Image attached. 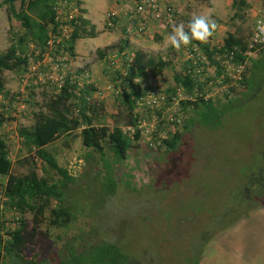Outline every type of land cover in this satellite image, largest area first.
Returning a JSON list of instances; mask_svg holds the SVG:
<instances>
[{
    "label": "rangeland",
    "instance_id": "374dc122",
    "mask_svg": "<svg viewBox=\"0 0 264 264\" xmlns=\"http://www.w3.org/2000/svg\"><path fill=\"white\" fill-rule=\"evenodd\" d=\"M166 1L182 13L177 24L187 25L194 15L214 20L217 27L208 40L211 46L224 44L229 31L244 41L249 40L256 18H264V0H247L251 6L243 11L241 22L233 20L234 0ZM20 7L21 0H17L15 8ZM82 7L95 22L98 35L79 40L74 57L64 53L66 60L61 62V69L51 63L48 53L36 61L38 51L34 50L36 54L30 56L27 71L21 76L4 72L10 95L24 92L19 97L28 101L16 98L10 102V97L0 96V138L7 141L14 174H27L37 167L27 164L30 154L22 148L19 131L34 124V114L56 93L55 85L61 86L65 76L78 80L80 85H95L93 98L99 109L103 103L102 125L109 126L110 130L115 124L125 131L130 129L128 111L118 100L123 86L112 75L111 59L98 54L99 49L118 45L124 38L121 33L103 29L106 14L115 10L114 0H82ZM11 27L23 32L19 21L9 19L8 6H5L0 10V54L11 45ZM168 34H163L162 43L153 35L130 41L134 51L141 49L149 55L169 56L172 61L161 76L149 74L140 82L145 94H160L174 86L175 76L183 75L188 67L184 52L187 46L172 48L167 42ZM29 48L30 54L35 48L33 45ZM107 52L113 54L112 49ZM262 57V54L253 55L241 68L235 63V67L226 65L225 76L232 79L227 85H220L222 79H213L216 70L199 74L207 81L205 98L226 112L212 126L201 124L192 110H181L174 100L166 109L163 105L159 119L153 110L161 104L154 108L137 103V112L147 117L141 126L147 137L134 144L125 160L115 161L108 148L104 158L98 152L91 153L80 137H62L51 145L49 150L56 155L59 165L68 168L77 183L70 194L73 199L70 211L77 220L68 230L53 229L47 223L38 226L36 247L28 254L41 252L40 259L48 258L47 264H59L58 252L66 241L81 231L89 233L94 229L102 238L117 243L134 260L133 264H264V189L254 184L256 176L262 177L260 171L264 170V79L252 80L246 72L251 67V59ZM46 65L49 66L45 69ZM245 73L247 82L240 84ZM30 92L32 100L27 98ZM202 95L184 93L181 97L196 101ZM160 120L164 130L157 132ZM191 121L194 122L190 125ZM172 122L181 125L175 126ZM175 131L182 133L175 151L147 148L146 141L155 139L154 132L160 139H166ZM90 154H93L91 158ZM104 160L112 164H109L112 176ZM37 173L54 182L61 178L53 170L47 173L40 169ZM112 188H115L114 194H108ZM0 208L2 220L13 227L16 213L4 204ZM24 218L29 229H34L33 214L28 213Z\"/></svg>",
    "mask_w": 264,
    "mask_h": 264
},
{
    "label": "trees",
    "instance_id": "16d2710c",
    "mask_svg": "<svg viewBox=\"0 0 264 264\" xmlns=\"http://www.w3.org/2000/svg\"><path fill=\"white\" fill-rule=\"evenodd\" d=\"M16 1L0 0V10L8 6L9 19L14 18L19 21L23 29V32H16L11 27V45L5 53L0 54V96L10 97V102L18 98L27 103L26 99L19 97L24 92L14 97L10 95L6 89L4 72L11 71L21 76L27 71L30 56L36 54L34 50L38 51V55L35 56L36 61H41L42 56L48 53L51 63L61 69L62 60L58 61V59H63L66 56H63L64 53L74 57L76 43L81 39L95 38L98 32L87 18L79 17L77 21H68L71 9L63 4V0H21L19 9L15 8ZM67 5L78 8L81 2L78 1L77 5L74 0H68ZM250 6L247 0H234L232 8L236 12L233 20L237 19L241 22L243 11L249 9ZM81 12L86 13L87 11L82 9ZM63 32L70 33V37L66 39ZM56 35L61 36L62 41L58 42ZM155 39L159 43L163 42V37L159 34L155 35ZM130 41H132L130 37H124L120 39L118 45L98 50L100 56L106 60L111 59L112 75L118 80L119 86H123L118 100L128 111L127 126L130 129L125 131L119 124H115L113 130H110L109 126L102 125L100 111L103 110V103H100L101 108L99 109L96 98H93L97 90L95 85L92 83L80 85L78 80L65 76L61 86L55 85L56 93L48 98L38 113L34 114V124L19 131L22 148L28 150L30 154L26 162L33 164L34 167L37 165V167L31 168L27 174H14L7 141L0 138V207L4 204L5 208L16 213V217L12 220L14 226L10 227L2 220L0 208V264H47L48 258L40 259L41 252L33 256L28 254L36 247L39 236L38 226L47 223L53 229L68 230L69 227L75 225L77 219H74L70 211L71 200H73L70 199V194L73 187H77V183L75 184L74 175L69 172L68 168L59 165L56 155L49 150L51 145L62 137L67 139L80 137L83 146L90 149L91 153L98 152L104 158L105 150L108 148L114 155L115 161H122L129 157L130 150L135 147L134 144L138 143L142 137H147V134L143 132L144 129H141L147 117L137 112V103L146 93L145 89H141L140 82L149 74L154 77L161 76L167 68L171 67L172 61L169 56H153L141 49L134 51L130 46ZM193 43H198L210 61L217 66L213 79H222L219 82L221 86L227 85L232 79L227 77L228 75L225 76V66L218 63L215 55L219 53L230 56V52L233 51L232 62L235 65H242L247 60L244 55L247 51L246 41L231 31L227 33L220 49L213 48L211 51L208 42L202 44V42L194 41ZM192 44L185 49L191 47ZM31 45L35 49L29 54ZM109 49H112V55L107 52ZM186 63L188 67H185V73L175 76V85L160 93L165 96V101L160 108L154 109L153 113L158 119L161 118L163 105L166 109L174 100L181 110H192L201 124L212 126L226 112L216 107L211 99L205 98L208 94V91H205L207 81L199 74L207 72L209 65L198 61L196 65L200 68L204 67V71L199 73L192 61L188 60ZM250 63L251 67L247 68L246 72L250 73L252 80L264 79V57L259 60L251 59ZM48 66L46 65L45 69ZM246 80L245 73L239 83L244 84ZM48 83L54 84L51 81ZM27 89L32 90L31 87ZM184 93L188 95L202 93L203 95L198 97V100L192 101L187 99V96L181 97ZM32 95L33 93L27 98L32 100ZM194 121H191L190 125ZM171 124L181 125L177 122ZM157 127V132L164 130L161 120L157 123ZM184 128L188 129L187 123ZM79 130L80 134L77 135ZM157 132H154L155 139L146 141L149 150L164 147L175 151L178 148L182 137L180 131H175L166 139H160ZM92 156L93 154H90L89 158ZM262 159H264V147ZM109 164L111 163L104 162V166L108 169L107 172H111L112 176L113 171ZM40 169L47 173L53 170L61 178L54 182L48 177H39L37 170ZM260 172H262V177L257 175V182L254 184L264 189V170ZM111 185L115 187V183ZM67 192L68 198L65 199ZM114 192L115 188H112L108 194L113 195ZM28 213L33 214L34 229H29L24 218ZM58 256L59 264H133L134 262L120 250L117 243L102 238L100 233L94 229L89 233L81 231L69 238L62 250L58 252Z\"/></svg>",
    "mask_w": 264,
    "mask_h": 264
},
{
    "label": "built area",
    "instance_id": "2783aa9c",
    "mask_svg": "<svg viewBox=\"0 0 264 264\" xmlns=\"http://www.w3.org/2000/svg\"><path fill=\"white\" fill-rule=\"evenodd\" d=\"M74 1L77 4V0ZM116 3L120 6V9L108 13L106 25L108 28L123 26L125 32L130 36L143 37L151 33H160L174 26L176 21L177 12L175 7L170 3H164L162 0H116ZM63 4L68 9H71L70 14H68V21L73 20L79 15V8L67 5L68 0H63ZM63 33L65 35L67 32ZM55 37L59 39L58 42L62 41L61 36L56 35ZM217 48L220 49L221 46ZM210 49L213 51V47H210ZM184 52L187 61H192L195 65L198 61H201V63L209 65V70H216L217 66L210 61L199 44L192 45L185 49ZM262 53H264V20L259 19L256 22L253 34L247 45V51L244 55L253 56ZM233 58V51L230 52V56L220 55L219 53L215 55L218 63L223 66L227 65V67L234 66L232 62ZM60 60L64 61L66 57L58 59V61ZM196 68L199 73L204 71V67L200 68L196 65ZM164 101V95L147 93L139 100L138 104L145 107H155V105L163 104Z\"/></svg>",
    "mask_w": 264,
    "mask_h": 264
},
{
    "label": "clouds",
    "instance_id": "9594fccd",
    "mask_svg": "<svg viewBox=\"0 0 264 264\" xmlns=\"http://www.w3.org/2000/svg\"><path fill=\"white\" fill-rule=\"evenodd\" d=\"M78 1L81 2V5L78 6L80 13L76 18H74L73 20H70V22L77 21L79 19V17L86 18L85 14L87 12L86 13L81 12V10L84 9L82 7V0H77V5H78ZM163 2L164 3H170V2H167L166 0H163ZM114 3H115V10L120 9V6L116 3V0H114ZM171 5H173V4H171ZM174 7L176 9V6H174ZM86 11H87V9H86ZM176 12H177V16H176V21H175L174 26L168 28L167 30L161 31L160 33H151L150 35H147V36L153 35L155 37L156 34H159V36H163V34L169 33V31L172 30L167 36V42L170 44V46L172 48L177 49V50L180 49L182 46L191 45L193 43V41H199V42H202V44L208 42L210 44V47H213V48L223 46V44L211 46V42L208 41L209 38L213 35V32L217 27L214 20L210 19L209 17H207L205 15H194L192 17V19L188 22L187 25H185L184 23L177 24L179 16L182 13L178 9H176ZM108 13L106 14V18H105V23H104V27H103L104 30L106 29L107 31H109L111 33H114V31H119V33L124 35V37H130L131 39L132 38H140V37L130 36L129 34H127L125 32V29L123 26H117L116 28H108L106 25ZM259 19L264 20V18H262V17H257L255 20V25ZM255 25H254V28H255ZM254 28L251 32L250 38L253 34ZM70 35H71L70 33H66L64 36L66 37V39H68L70 37ZM250 38H249V40H250ZM249 40H246L247 45L249 43ZM194 44H198V43H193L192 45H194ZM76 45H77V43H76ZM246 57H247V59L252 58V56H246ZM239 66H241V65H239Z\"/></svg>",
    "mask_w": 264,
    "mask_h": 264
},
{
    "label": "crops",
    "instance_id": "0c3cea01",
    "mask_svg": "<svg viewBox=\"0 0 264 264\" xmlns=\"http://www.w3.org/2000/svg\"><path fill=\"white\" fill-rule=\"evenodd\" d=\"M85 17H86L87 19H89V20L92 22V24L95 23V22L89 17L88 12L85 14ZM114 33H116L117 35H120V34H119V31H114ZM76 47H77V45H76ZM76 49H77V48H76ZM77 52H78V49H77Z\"/></svg>",
    "mask_w": 264,
    "mask_h": 264
}]
</instances>
